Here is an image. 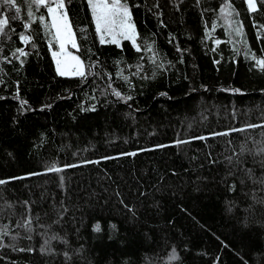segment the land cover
<instances>
[{
	"label": "trees",
	"instance_id": "1",
	"mask_svg": "<svg viewBox=\"0 0 264 264\" xmlns=\"http://www.w3.org/2000/svg\"><path fill=\"white\" fill-rule=\"evenodd\" d=\"M14 2L0 264H264V0H122L137 47L64 0L83 76L56 70L51 4Z\"/></svg>",
	"mask_w": 264,
	"mask_h": 264
},
{
	"label": "snow or ice",
	"instance_id": "2",
	"mask_svg": "<svg viewBox=\"0 0 264 264\" xmlns=\"http://www.w3.org/2000/svg\"><path fill=\"white\" fill-rule=\"evenodd\" d=\"M0 2L7 4L11 7H15L14 0H0ZM35 4L44 5L46 0H33ZM55 3V7L49 6L47 11L52 16V26L57 31L58 38L61 35L62 30L66 31L68 39L71 38V33L68 30L67 17L63 13L59 16L57 12L64 8V0H53ZM89 5L92 9L93 17L96 22V30L98 33L109 32L115 35L117 29H119V34L124 36L127 39L132 38V33L134 32V25L131 23V15L128 9L126 2H122V0H88ZM248 6L251 10H255V2L254 0H247ZM17 11H19L17 9ZM42 20L43 17L41 16ZM8 24V19H0V31H3L4 26ZM21 39H26V37H21ZM74 44V41H72ZM104 39L101 38V43H104ZM115 43V39L112 41ZM61 51H63L64 44L61 43ZM139 50V49H137ZM55 56L56 54L53 53ZM73 60L79 64V60L77 57H72ZM262 67H264V61H257ZM57 72L60 75H64L65 73L61 71L60 61H57ZM75 74L83 76V71L77 69ZM118 95V93H117ZM203 139V137H201ZM0 183H4L0 181Z\"/></svg>",
	"mask_w": 264,
	"mask_h": 264
},
{
	"label": "rangeland",
	"instance_id": "3",
	"mask_svg": "<svg viewBox=\"0 0 264 264\" xmlns=\"http://www.w3.org/2000/svg\"><path fill=\"white\" fill-rule=\"evenodd\" d=\"M47 3L51 4L49 6L55 7V3L53 2V0H46L45 4H47ZM61 13H63L65 15L64 8L62 10H59L57 12V15L59 16ZM48 15H49V19H50L51 24H52V16L49 13H48ZM94 22H95V19H94ZM67 24H68V30L67 31H70V33H71L70 39H68L65 30H62L61 35L58 38L57 31L52 26L58 49H57V51H52L51 55H52V58L54 60L56 70H57V61L58 60L60 61L61 71H63L65 73L63 76H77V74H75L76 70L79 69V70L83 71V73H84V67H83V64L81 63V61L79 60V58L77 57V55L73 52V50L76 49V44H75L74 35H73V32L69 26L68 20H67ZM95 25H96V22H95ZM98 34H99L100 38L104 39L105 42L113 43L112 41H113V39H115L116 42L113 44H116V45H118L123 39H127L124 36L119 34V29H117L115 35H113V33H109V32H102V33H98ZM131 35H132V38L127 39V40H129L135 47H137V32L135 29ZM72 41H74V44ZM61 43L64 44L63 51H61V46H60ZM53 53H55L56 55L54 56ZM72 57H77L79 60V64H77V62L75 60H73Z\"/></svg>",
	"mask_w": 264,
	"mask_h": 264
}]
</instances>
